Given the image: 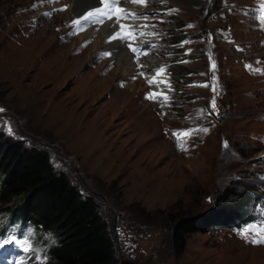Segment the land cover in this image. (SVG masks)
Segmentation results:
<instances>
[{
  "label": "rangeland",
  "instance_id": "1",
  "mask_svg": "<svg viewBox=\"0 0 264 264\" xmlns=\"http://www.w3.org/2000/svg\"><path fill=\"white\" fill-rule=\"evenodd\" d=\"M254 1L137 5L129 19L148 24L139 29L152 50L135 46L134 54L165 69L159 101L146 99L152 88L142 71L122 74L116 53L96 45L99 36L77 40L95 31L94 17L80 28L79 16L54 9L64 0H0V134L46 151L53 167L96 201L119 262L264 264V245L237 235L264 228V32L257 19L264 0ZM64 44L54 70L52 56ZM185 132L193 134L181 137ZM250 184L259 197L251 221L192 233L174 253L170 214L210 208L225 187L243 195ZM29 228L33 245L57 264L52 232L0 213V232L23 239ZM24 255L6 246L0 264Z\"/></svg>",
  "mask_w": 264,
  "mask_h": 264
},
{
  "label": "trees",
  "instance_id": "2",
  "mask_svg": "<svg viewBox=\"0 0 264 264\" xmlns=\"http://www.w3.org/2000/svg\"><path fill=\"white\" fill-rule=\"evenodd\" d=\"M0 177V213L52 232L56 241L49 252L57 264H131L117 259L96 201L84 196L67 174L57 171L46 151L23 147L0 134ZM253 190L252 185L242 195L228 186L210 208L185 216L170 214L174 253L183 252L192 233L251 221L259 198Z\"/></svg>",
  "mask_w": 264,
  "mask_h": 264
},
{
  "label": "bare ground",
  "instance_id": "3",
  "mask_svg": "<svg viewBox=\"0 0 264 264\" xmlns=\"http://www.w3.org/2000/svg\"><path fill=\"white\" fill-rule=\"evenodd\" d=\"M173 1H175V0H173ZM185 1L190 3V4H194V3H197L198 0H184V2ZM64 2H67V3H63L62 6H55L54 9L62 11L61 13L72 12L76 16H79L78 20L81 22L79 25L80 28L83 26L84 22L86 21L85 17H87L89 13H95L96 14V15H94V19H93V21H95V22H93V24H94L93 30H95V31H92L93 33H89V34H87L85 32V33H82L80 35H77V37H78L77 40L80 41L82 39L83 43H86L90 40L91 37L99 36L100 39L98 38L99 42H97L96 45L97 46L102 45L105 47H109L110 49H112V52L116 53L115 58H117L118 67H119V69L123 75L129 74L128 71H132V70L137 69L138 73L142 71L143 75L141 78H144V80H146L147 83L149 80H154L153 84L150 85L148 83V85L151 86L152 93L156 92L158 94V99L160 101V97L163 98L162 95L165 94L162 92L165 83L161 84L160 81H164V78H166L167 76L165 74H162L161 76L157 77L155 75V73H156V70L162 66L160 65V63H158V61H157V64L149 63V62H155V60L149 56L145 57V58H138L140 56L136 57V55L134 53H132V52L130 53V50L127 47V44L129 42H131L133 47L142 46V47L147 48V50H150V48L152 50V45H150V44L146 45L144 43V39L141 38V35H142L141 31L142 30L139 29L140 26L145 27L148 24L144 23L143 25H141V23H139V20H137V19L136 20H130L129 18L128 19H122L120 21V23H124L126 25H131L132 27L129 29V31H134L136 34L129 37L128 39H123V40L119 39V38L118 39H111V36L114 35L116 31L119 30V23L116 22V17L114 15L112 16V19H107V14L112 12V7L114 5H116L119 8L124 9L126 12L133 13V10L138 9V8H136L137 5H142V4L135 2V0H118V2L115 4L113 3V0H79L78 2H77V0H64ZM257 2H258V0H257ZM261 4H263V3L261 2L260 5ZM106 6H108V7H106ZM100 13H105V15H100ZM260 22L262 25H264V21H260ZM69 26L72 29L71 20L69 22ZM259 28H261V30H262L261 32H264V26L259 27ZM99 30H100V32H99ZM52 31L55 32L56 29L54 27H52L51 33L53 34ZM56 41L57 40H55V42ZM78 42H77L76 46H78ZM47 43L51 44L49 40ZM62 46H63L62 47L63 51L61 52V50H59L58 52H56V54L54 56H52V61H53L52 66H53L54 70L58 69L60 62H63V60H64V57H65L64 52L66 51V50L64 51V47H66V44H64ZM82 52H83V49H82ZM120 57H122V59H120ZM134 60L138 61L139 64L135 65ZM132 62H133V64H132ZM148 64H150V66L152 64L154 66V68L157 66L153 70L154 72L147 73V66L149 67ZM132 65H134L135 69H134V67H132ZM140 80H142V79H140Z\"/></svg>",
  "mask_w": 264,
  "mask_h": 264
},
{
  "label": "snow or ice",
  "instance_id": "4",
  "mask_svg": "<svg viewBox=\"0 0 264 264\" xmlns=\"http://www.w3.org/2000/svg\"><path fill=\"white\" fill-rule=\"evenodd\" d=\"M118 0H113V3H117ZM135 2L143 4L144 0H135ZM108 7V6H106ZM258 16L257 19L260 21H264V4H261L258 9ZM96 15L95 13H89L87 17H85V20L92 19ZM100 15H105V13H100ZM116 17V22L119 23V30L115 32L114 35L111 36V39H128L129 37L135 35L136 33L134 31H129V29L132 27L131 25H126L124 23H120L122 19H128V18H135L134 13L126 12L124 9L116 7L113 9L111 13L107 14V19H112V16ZM95 22V21H93ZM80 21H74L75 25H80ZM264 26V25H262ZM191 27V25H189ZM127 47L130 51L133 53H137V48L132 46V43L129 42L127 44ZM147 54V53H145ZM103 55H108V53H104ZM212 68L215 69V64H212ZM165 72V69L163 67H160L156 70L155 75L157 77L161 76ZM143 75V73H142ZM148 83L151 85L154 83V80H149ZM161 83H164V81H161ZM207 86V85H205ZM215 91V88L213 89ZM158 98V94L156 92L150 93L146 95V99L155 100ZM168 99L167 96H164V100L166 101ZM211 107L215 108V98L212 101ZM0 111H3V109H0ZM199 131L206 132V128H201ZM9 134H12L11 127L8 128ZM192 132H185L181 133V137H187L189 135H192ZM178 145L183 144V140L178 138L177 140ZM33 229L29 228L27 232L24 235L23 239H19L15 236L14 231L13 232H0V250H4L6 246H8L9 251L15 249L16 251L23 252L25 255L21 256L19 258L13 257L12 264H29V257L32 258V261H34V264H48V255L46 249H41L39 247H35L32 242L33 237ZM237 235L241 236L245 239L246 242L251 244H261L264 245V228L256 229V228H246L243 231H240L237 233ZM43 253V254H42Z\"/></svg>",
  "mask_w": 264,
  "mask_h": 264
}]
</instances>
